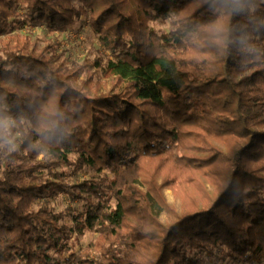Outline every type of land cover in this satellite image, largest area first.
<instances>
[{
  "label": "trees",
  "instance_id": "trees-1",
  "mask_svg": "<svg viewBox=\"0 0 264 264\" xmlns=\"http://www.w3.org/2000/svg\"><path fill=\"white\" fill-rule=\"evenodd\" d=\"M0 264H264V0H0Z\"/></svg>",
  "mask_w": 264,
  "mask_h": 264
},
{
  "label": "rangeland",
  "instance_id": "rangeland-1",
  "mask_svg": "<svg viewBox=\"0 0 264 264\" xmlns=\"http://www.w3.org/2000/svg\"><path fill=\"white\" fill-rule=\"evenodd\" d=\"M84 19L77 22L75 28L70 29L63 33L49 34L45 28L43 27H31V26H22V29L15 30V32L19 31L23 38H30L32 40H39L41 45L44 46L45 42L48 40H56L62 47L70 48L72 51L70 52V56L74 59L78 64H81L85 59L94 60L96 58H102L106 60L109 57L108 53H104V50L100 46L98 42L97 34L90 29L89 26L84 25ZM156 30H165L169 29V23L160 21L151 24ZM82 28V29H81ZM112 74L109 72L104 76L105 80H111ZM109 86H112V82H109ZM22 144V140L16 139L14 143V147H19ZM83 178V175L80 176ZM68 180H71L68 177ZM166 196L170 202H174V196L171 190H166ZM72 202L70 199L63 195L59 198V200L54 204V207L57 212L63 211L68 206H72ZM96 238V235L87 233L85 234L80 241V248L84 249L88 244L93 242Z\"/></svg>",
  "mask_w": 264,
  "mask_h": 264
}]
</instances>
